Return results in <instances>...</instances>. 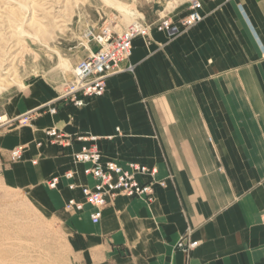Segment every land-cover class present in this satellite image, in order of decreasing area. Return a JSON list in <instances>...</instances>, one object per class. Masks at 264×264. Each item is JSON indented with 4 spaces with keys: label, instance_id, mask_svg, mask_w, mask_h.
Returning <instances> with one entry per match:
<instances>
[{
    "label": "crops",
    "instance_id": "1",
    "mask_svg": "<svg viewBox=\"0 0 264 264\" xmlns=\"http://www.w3.org/2000/svg\"><path fill=\"white\" fill-rule=\"evenodd\" d=\"M194 1L202 20L176 37L154 28L164 16L144 12L149 36L121 64L133 71L108 77L103 96L76 108L60 86L34 80L5 105L8 119L43 113L0 131V178L54 216L81 264H264V0ZM189 8L166 16L177 23ZM50 128L98 138L104 161L155 169L152 201L119 195L98 224L87 203L66 211L68 200L84 202L69 184L94 181L73 160L82 143L60 148ZM188 228L198 246L184 253L175 245Z\"/></svg>",
    "mask_w": 264,
    "mask_h": 264
},
{
    "label": "rangeland",
    "instance_id": "2",
    "mask_svg": "<svg viewBox=\"0 0 264 264\" xmlns=\"http://www.w3.org/2000/svg\"><path fill=\"white\" fill-rule=\"evenodd\" d=\"M118 1L127 9L114 10L103 0H0V115L34 80L60 86L61 96L72 73L62 71L61 59L73 69L98 48L93 37L102 30L119 34L131 24L123 13L145 21L144 12L166 16L194 0ZM0 264H81L54 216L2 178Z\"/></svg>",
    "mask_w": 264,
    "mask_h": 264
},
{
    "label": "built area",
    "instance_id": "3",
    "mask_svg": "<svg viewBox=\"0 0 264 264\" xmlns=\"http://www.w3.org/2000/svg\"><path fill=\"white\" fill-rule=\"evenodd\" d=\"M198 5L197 1H193L190 4L189 12L177 23L164 16L153 26L170 37H176L201 22L202 17L197 11ZM151 27L144 20L139 19L135 20L119 34H112L109 30H102L99 35L93 37L98 48L95 51H91L89 56L73 67L71 78L64 85L63 93L59 96V99L65 100L76 108H80L89 100L103 96L108 77L124 70L133 71L132 66L128 65L124 69L121 64L130 59L133 41L137 38L147 39ZM48 112L55 114L56 109L49 108ZM41 113H43V108L27 112L14 119H8L5 115H0V131L7 127L21 128L31 126L32 122ZM45 135L54 145L60 148L69 146L74 140L81 142L80 150L73 155V160L76 164L82 165L83 174L94 181L92 187H77L73 183L69 184L70 190L80 189L84 202L70 199L64 204L66 211L79 212L83 209L84 203H87L93 208V212L90 214L92 224H98L104 208L119 195L129 198L139 197L147 202L152 201L154 197L155 181L153 177L156 174L155 169L149 170L137 163L121 166L114 161H104L102 152L97 145L98 138L94 136L76 135L70 137L56 128L46 130ZM21 155V148L12 150L9 153L10 162L20 160ZM139 175H149L151 179L141 183L137 179ZM63 178L71 181L74 178V173L66 172ZM57 184L58 178H54L48 183V187L55 189ZM160 184L164 185V183ZM190 234L191 229L188 228L175 245V248L184 253L194 250L198 243L189 239Z\"/></svg>",
    "mask_w": 264,
    "mask_h": 264
},
{
    "label": "bare ground",
    "instance_id": "4",
    "mask_svg": "<svg viewBox=\"0 0 264 264\" xmlns=\"http://www.w3.org/2000/svg\"><path fill=\"white\" fill-rule=\"evenodd\" d=\"M103 1H104L105 4H107L108 6L112 7L114 10L119 11L120 8L127 9V5L121 3L118 0H103ZM123 20L125 21V23H129V24L134 22V20H132L130 17L127 16V13H123ZM60 67L62 68V71L64 73L65 72H70L72 70L71 64L65 59H61Z\"/></svg>",
    "mask_w": 264,
    "mask_h": 264
}]
</instances>
